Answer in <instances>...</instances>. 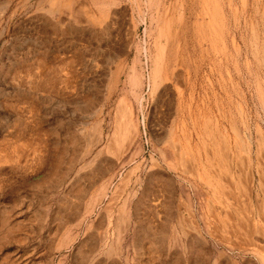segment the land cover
I'll return each mask as SVG.
<instances>
[{
    "label": "rangeland",
    "instance_id": "1",
    "mask_svg": "<svg viewBox=\"0 0 264 264\" xmlns=\"http://www.w3.org/2000/svg\"><path fill=\"white\" fill-rule=\"evenodd\" d=\"M0 264H264V0H0Z\"/></svg>",
    "mask_w": 264,
    "mask_h": 264
},
{
    "label": "bare ground",
    "instance_id": "2",
    "mask_svg": "<svg viewBox=\"0 0 264 264\" xmlns=\"http://www.w3.org/2000/svg\"><path fill=\"white\" fill-rule=\"evenodd\" d=\"M120 120V119H119ZM122 129V128H121ZM120 143V142H119ZM122 146V145H121ZM124 148V147H123ZM230 161V160H229ZM231 163V162H230ZM235 163H236V161H235ZM240 166V165H239ZM232 168V167H231ZM231 168H230V170H231ZM236 168V167H235ZM242 168V167H241ZM240 168V169H241ZM242 171V170H241ZM233 172V170L231 171V173ZM224 175V174H223ZM220 176V175H219Z\"/></svg>",
    "mask_w": 264,
    "mask_h": 264
}]
</instances>
